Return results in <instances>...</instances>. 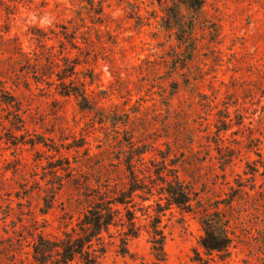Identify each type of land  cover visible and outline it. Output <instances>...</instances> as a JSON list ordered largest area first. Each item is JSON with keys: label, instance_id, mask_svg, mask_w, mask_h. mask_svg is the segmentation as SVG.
I'll return each mask as SVG.
<instances>
[{"label": "rangeland", "instance_id": "374dc122", "mask_svg": "<svg viewBox=\"0 0 264 264\" xmlns=\"http://www.w3.org/2000/svg\"><path fill=\"white\" fill-rule=\"evenodd\" d=\"M163 9L158 0H0V88L13 99L0 101V264L27 257L32 236L68 231L97 188L122 180L118 160L132 145L148 149L146 160L173 161L202 207H214L225 182L256 158L243 147L249 137L264 155V0H204L195 15L181 6L192 25L188 61L180 55L188 45L177 40L183 32L164 25ZM75 24L73 48L60 32ZM60 42L78 63L75 77H92L86 88L96 110L58 95ZM223 120L224 144L240 142L221 171L214 141ZM256 185L264 189V175ZM156 198L136 199L140 230L127 253L118 227L104 234L100 264H196L194 248L206 257L198 215L171 206L158 216L164 258H154L148 232ZM221 212L236 239L209 263L264 264L254 217L244 207Z\"/></svg>", "mask_w": 264, "mask_h": 264}, {"label": "trees", "instance_id": "16d2710c", "mask_svg": "<svg viewBox=\"0 0 264 264\" xmlns=\"http://www.w3.org/2000/svg\"><path fill=\"white\" fill-rule=\"evenodd\" d=\"M158 1L164 3V25L183 32V35L177 40L180 44L188 45V48H186L187 50L181 49L180 55L183 61L190 60L194 50L190 44L192 25L191 23L187 24L184 20L181 6L195 15L200 11L204 0ZM93 12L101 15L102 7L93 10ZM72 27L74 30L70 34L60 33L73 47L76 42L74 39L78 26L75 24ZM63 45V42H60L59 54L61 57L59 61L63 62L64 67L56 73L58 95L73 96L81 110H96L86 88L92 82V77H89L88 82L75 77V68L78 63L71 59ZM0 101L7 105L13 104L11 95H7L2 88H0ZM226 130L227 122L223 120L222 125L216 128V141H214V149L217 154L215 158L221 171H224L236 155L240 142L238 140L224 144L222 136L219 134ZM132 146L124 159L118 160V163L124 166L122 180L97 188L93 200L68 231L53 238L42 234L32 236L30 250L26 252L28 256L16 257L14 255L8 264H100V258L107 245L104 234H110L111 227H118L120 252L127 253V242L136 237L140 230L136 220L135 206L138 204L143 209V205L136 199L143 202L149 200L153 195L157 196L153 200L156 213L150 220L148 233L152 254L158 261L164 258V236L158 228V216L160 212L171 206L198 215L203 232L198 244L206 257H202L200 251L194 248L192 260L196 264H210L209 256L213 253L219 257L226 256L236 239V229L230 217L223 215L222 209L233 210L244 207L246 212L254 217L252 222L257 228L259 244L264 246V189H259V185H256V177L264 175V155L261 152L259 139L248 138L247 144L243 147L248 152H252L256 158L246 161L243 176L237 175L233 184L225 182L227 191L214 207L198 205L201 198L191 185L179 178L175 170L176 164L167 159L166 155H160V160L157 161L154 158L146 160L144 154L148 152V149L142 146L134 148ZM150 206L151 204L146 207Z\"/></svg>", "mask_w": 264, "mask_h": 264}]
</instances>
